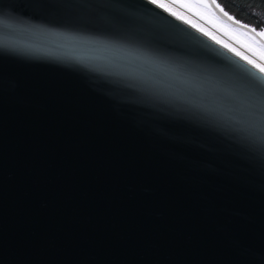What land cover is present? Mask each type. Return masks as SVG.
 <instances>
[{"label":"water","instance_id":"obj_1","mask_svg":"<svg viewBox=\"0 0 264 264\" xmlns=\"http://www.w3.org/2000/svg\"><path fill=\"white\" fill-rule=\"evenodd\" d=\"M240 68L147 0H0V264H264Z\"/></svg>","mask_w":264,"mask_h":264},{"label":"snow or ice","instance_id":"obj_2","mask_svg":"<svg viewBox=\"0 0 264 264\" xmlns=\"http://www.w3.org/2000/svg\"><path fill=\"white\" fill-rule=\"evenodd\" d=\"M147 3L189 25L248 66L247 69L240 68L236 72L235 89L243 97L242 106L248 118L258 122L264 129V26L258 30L254 26L235 20L217 0H147ZM177 7L182 11H176ZM189 14L192 17L198 16L200 20H214V17L222 14L234 27L243 29L246 36L240 42L239 48L234 47L194 23L188 18Z\"/></svg>","mask_w":264,"mask_h":264},{"label":"trees","instance_id":"obj_3","mask_svg":"<svg viewBox=\"0 0 264 264\" xmlns=\"http://www.w3.org/2000/svg\"><path fill=\"white\" fill-rule=\"evenodd\" d=\"M222 8L257 29L264 26V0H217Z\"/></svg>","mask_w":264,"mask_h":264},{"label":"rangeland","instance_id":"obj_4","mask_svg":"<svg viewBox=\"0 0 264 264\" xmlns=\"http://www.w3.org/2000/svg\"><path fill=\"white\" fill-rule=\"evenodd\" d=\"M176 11H182L177 7ZM189 19H192L194 23L205 28V30L210 31L212 34L216 35L218 39H221L225 43L239 48L240 42L245 38L246 33L244 30L234 27L233 25L227 23L220 17H214V20H200L198 16L192 17L190 14ZM260 30V29H258Z\"/></svg>","mask_w":264,"mask_h":264}]
</instances>
